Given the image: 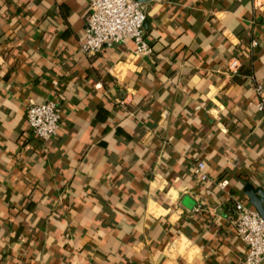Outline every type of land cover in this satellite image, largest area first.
I'll return each mask as SVG.
<instances>
[{"label": "crops", "instance_id": "1", "mask_svg": "<svg viewBox=\"0 0 264 264\" xmlns=\"http://www.w3.org/2000/svg\"><path fill=\"white\" fill-rule=\"evenodd\" d=\"M142 6L152 56L94 57L88 0H0V264H242L235 203L264 191V7ZM46 100L61 126L42 144L26 110Z\"/></svg>", "mask_w": 264, "mask_h": 264}, {"label": "built area", "instance_id": "2", "mask_svg": "<svg viewBox=\"0 0 264 264\" xmlns=\"http://www.w3.org/2000/svg\"><path fill=\"white\" fill-rule=\"evenodd\" d=\"M88 1L89 15L84 39L80 43L81 53L95 56L106 47L131 41L136 57L152 56L153 49L145 32L147 17L141 3L136 0ZM254 1L256 7H264V0ZM240 69L241 62L237 58L231 59L227 64L231 75H238ZM256 94L260 99L257 108L264 113L263 85L257 86ZM26 114L29 129L36 141L46 144L57 135L61 126V110L55 101L30 102ZM194 170L202 182L209 181L204 162H198ZM218 186L225 189L227 183L221 181ZM233 228L237 239L247 248L242 264H264V219L255 208L237 201Z\"/></svg>", "mask_w": 264, "mask_h": 264}, {"label": "water", "instance_id": "3", "mask_svg": "<svg viewBox=\"0 0 264 264\" xmlns=\"http://www.w3.org/2000/svg\"><path fill=\"white\" fill-rule=\"evenodd\" d=\"M139 3H145L149 0H136ZM147 21L145 22L146 27ZM249 203L255 208V210L264 219V191L262 189H255L251 185H248L245 189Z\"/></svg>", "mask_w": 264, "mask_h": 264}, {"label": "trees", "instance_id": "4", "mask_svg": "<svg viewBox=\"0 0 264 264\" xmlns=\"http://www.w3.org/2000/svg\"><path fill=\"white\" fill-rule=\"evenodd\" d=\"M97 55H98V54H97ZM95 56H96V55H95ZM95 56H94V57H95Z\"/></svg>", "mask_w": 264, "mask_h": 264}]
</instances>
